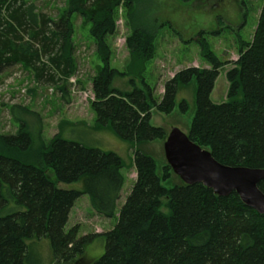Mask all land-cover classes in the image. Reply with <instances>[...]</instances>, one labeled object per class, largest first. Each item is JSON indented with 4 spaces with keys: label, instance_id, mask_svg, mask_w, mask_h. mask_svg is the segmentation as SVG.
Segmentation results:
<instances>
[{
    "label": "trees",
    "instance_id": "trees-1",
    "mask_svg": "<svg viewBox=\"0 0 264 264\" xmlns=\"http://www.w3.org/2000/svg\"><path fill=\"white\" fill-rule=\"evenodd\" d=\"M136 6L137 0H69L54 19L30 0H0V75L19 65L39 84L57 87L65 99L77 72L74 20L79 16L90 26L102 63L92 79L97 130L112 129L138 146L165 142L167 132L151 124L153 112L172 114L180 85L195 79L190 139L223 165L264 170V4L253 40L241 43L239 58L227 73V102L221 105L212 103L211 94L228 63L212 51L205 32L198 43L210 68L181 71L165 84L161 100L154 97L142 76L155 55L156 31L144 25ZM121 9L130 29L127 73L111 66L107 41L116 33ZM129 74L141 76L143 88L134 80L132 91L114 87L116 77ZM181 109L188 110L186 101ZM18 120L17 134L0 135V264H41L35 247L43 239L51 244L55 264L82 261L95 237L78 239L77 228L66 232L70 212L78 199L88 196L96 213L113 218L125 165L116 153L63 138L66 125L46 143L41 128L34 135ZM133 166L136 182L117 225L104 235L105 254L91 264H264V215L236 193L221 198L202 184L165 185L172 168L167 164L158 173L155 159L139 149ZM59 183H81L82 188L63 190ZM259 189L264 194V181Z\"/></svg>",
    "mask_w": 264,
    "mask_h": 264
},
{
    "label": "rangeland",
    "instance_id": "rangeland-1",
    "mask_svg": "<svg viewBox=\"0 0 264 264\" xmlns=\"http://www.w3.org/2000/svg\"><path fill=\"white\" fill-rule=\"evenodd\" d=\"M39 11L59 19V14L68 8L69 0H30ZM264 0H137L136 10L143 16L146 27L156 31L155 55L147 63L142 76L154 89V97L161 100L165 84L175 75L188 68H207L198 40L202 32L208 33L205 40L220 61L228 65L220 71L211 94L216 105L227 102L229 83L227 73L233 69V62L239 58L241 43L253 40ZM117 30L108 38L112 49L111 66L120 72H128L131 65L126 39L130 34L126 12L117 14ZM75 24V58L77 72L67 85L65 99L57 87L39 84L33 75L17 65L0 75V135H15L19 131L22 118L28 129L35 135L41 128V137L48 143L65 126L63 138L81 143L87 147L105 152H113L122 159L125 168V184L117 203L113 218H106L94 211L88 196L78 199L69 215L66 232L77 228V238L94 236L86 246L85 257L74 264H91L105 254L104 235L112 231L118 223L119 214L136 182L137 175L133 166L135 152L150 155L156 161L158 173L166 166L164 141H154L138 146L122 140L112 129L97 130L95 114L91 107L94 100L92 79L102 66L96 53V45L90 35V26H85L77 16ZM136 74L116 77L114 87L124 92L132 91V80L137 88H143L142 78ZM197 81L190 85H180L176 107L172 114L153 112L151 124L163 128L167 134L173 128L188 133L196 111ZM186 101L188 110L182 111L181 104ZM28 110V111H25ZM70 125V126H69ZM51 179H56L50 173ZM175 174L166 183L170 187L180 184ZM63 190H81L82 184H62ZM165 211V210H164ZM6 213H4L5 215ZM98 236V237H97ZM36 254L41 264H55L51 244L43 239L36 242Z\"/></svg>",
    "mask_w": 264,
    "mask_h": 264
},
{
    "label": "water",
    "instance_id": "water-1",
    "mask_svg": "<svg viewBox=\"0 0 264 264\" xmlns=\"http://www.w3.org/2000/svg\"><path fill=\"white\" fill-rule=\"evenodd\" d=\"M164 153L173 173L184 184H202L221 198L236 193L247 207L264 215V194L259 189L264 170L223 165L179 128L168 134Z\"/></svg>",
    "mask_w": 264,
    "mask_h": 264
},
{
    "label": "crops",
    "instance_id": "crops-1",
    "mask_svg": "<svg viewBox=\"0 0 264 264\" xmlns=\"http://www.w3.org/2000/svg\"><path fill=\"white\" fill-rule=\"evenodd\" d=\"M137 175V174H136Z\"/></svg>",
    "mask_w": 264,
    "mask_h": 264
}]
</instances>
